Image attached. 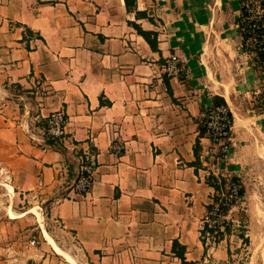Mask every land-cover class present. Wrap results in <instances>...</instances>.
<instances>
[{"label":"crops","instance_id":"1","mask_svg":"<svg viewBox=\"0 0 264 264\" xmlns=\"http://www.w3.org/2000/svg\"><path fill=\"white\" fill-rule=\"evenodd\" d=\"M228 1L135 0L136 9L128 10L124 0H0V157L14 188L38 197L45 218L70 234L89 264H185L172 250L174 239L186 260L208 264L226 259L230 243H238L234 233L216 243L198 230L215 191L208 177L238 175L234 169L241 173L246 162L260 159L258 137L264 142V70L243 50L235 61L237 28L220 30V37L233 68L243 69L242 81L220 85L219 92L210 84L205 27ZM233 1L231 24L239 8ZM133 22L157 32L158 49ZM213 54L218 61L215 48ZM170 55L182 60L185 75H165ZM216 65L210 59L212 70ZM36 85L47 94L27 92ZM241 91L256 105L242 107ZM215 96L236 127L219 165L206 158L209 139L200 125L202 107ZM58 108L67 116L63 141L44 134L45 116ZM116 140L124 145L120 155L112 151ZM86 150L95 160L94 182L79 194L71 183ZM245 180L241 174L246 195ZM38 225L43 237L31 234L24 245L0 233V264H65L61 253L73 258Z\"/></svg>","mask_w":264,"mask_h":264},{"label":"rangeland","instance_id":"2","mask_svg":"<svg viewBox=\"0 0 264 264\" xmlns=\"http://www.w3.org/2000/svg\"><path fill=\"white\" fill-rule=\"evenodd\" d=\"M231 3L232 5H236L233 0H231V2H226L225 7L218 12L216 17L212 14L213 18L212 21L210 20L209 29L205 27L208 38H206L207 49L205 50V62L214 79L210 78L211 87L217 92H219L218 88L221 87L220 85H227L229 89L230 87H235V81H242L241 76L243 69L236 63L233 68L234 58L232 59L229 56L231 53L228 54L225 51H222L223 47H228V45L220 37V30L223 31L229 28V30L232 31V29L236 30L237 28L236 20L240 13V7L237 8L238 11L235 17L233 12V18H236V20L235 24H231V11L233 10ZM191 6L193 9L196 7L193 3H191ZM199 13V11H195V15ZM197 19L199 22H202L201 15H197ZM207 24L208 23H204V26ZM194 29L195 33L199 30L198 27H195ZM236 32H238V30H236ZM232 39L234 43V52L235 55H237L235 61L237 62L241 60V54H243L242 50L244 51V48L240 47L242 42L241 38L238 39L236 36L232 35ZM191 41L196 43L197 35H193V38L191 36ZM213 48L217 50L219 56L218 61L213 54ZM223 53H225V56ZM195 57L197 58L198 56ZM210 59L215 60L217 64L215 67L216 71L212 70ZM194 70L196 74L194 73L195 75L192 76L193 78H197L196 80L200 84L199 78L201 79V77L197 66L194 67ZM232 71L233 74L236 75V80H234ZM221 76L223 78H221ZM201 87L203 92L209 94L210 91L207 90L205 86L202 85ZM238 95L237 98L242 107L249 105V102L256 105L248 93L243 95V91H241ZM236 112H239L238 106ZM243 120L245 121V119ZM258 138L260 141L263 140L261 137ZM259 139H257V144L259 145L258 153L261 157L258 162L255 160H249V162H246V166L243 165L245 169L240 167L243 169L241 173L240 171H237V169H234V173L238 174L236 176H238L240 180L241 174H245L246 180L244 184L247 188V193L245 195L244 192L241 199L231 206L226 213L224 225L228 226L229 230L226 231L224 228L223 234L229 232L238 235V237H235L238 243H230V254L226 259L217 261L216 259L209 258L208 264H264V142H260ZM9 186H12L11 192L9 191ZM34 209L40 214L38 217L36 211H32ZM45 216V205L40 203V200L35 194L19 192L14 188L9 172L5 166V162L0 157V233H2L9 241H20L21 245H24V241H27L31 234H40L43 237L41 228L38 225L40 223L41 226H44V228L53 235L58 242V245H60L59 247L61 250L64 252L68 251L67 253L73 256L72 258L61 253L70 263L89 264L82 250L70 234L62 228L58 222L57 224H54L52 221L47 220ZM220 236H222V234L219 236L218 234H215V236H210L209 238L212 241L216 240L217 243ZM17 242L16 244H19ZM211 245L213 244L210 243V246ZM68 261H64L65 264L69 263Z\"/></svg>","mask_w":264,"mask_h":264},{"label":"built area","instance_id":"3","mask_svg":"<svg viewBox=\"0 0 264 264\" xmlns=\"http://www.w3.org/2000/svg\"><path fill=\"white\" fill-rule=\"evenodd\" d=\"M240 13L237 16L236 26L242 39L240 47L244 52L257 59L259 52H264V0H237ZM166 76H182L186 74V68L176 55L165 58L162 65ZM20 88H16L19 92ZM27 92L36 96H44L48 90L36 85L28 88ZM67 116L62 108L51 110L45 116L44 134L50 138L64 140L66 137ZM200 125L209 139L206 148V158L213 164L223 163L233 140V118L229 107L225 103H209L200 111ZM124 149L123 143L116 140L112 143V151L120 155ZM218 169V168H217ZM95 173V160L90 151H83L78 157V166L73 177L71 188L79 193L86 194L93 185ZM233 174L222 175L216 173L218 179L222 176L226 184L214 191L216 198L212 197L205 213L200 218L198 230L202 237H212L219 231H224V219L226 213L236 202L241 199L239 193L240 183L231 180ZM38 238L33 235L30 243L35 244Z\"/></svg>","mask_w":264,"mask_h":264},{"label":"trees","instance_id":"4","mask_svg":"<svg viewBox=\"0 0 264 264\" xmlns=\"http://www.w3.org/2000/svg\"><path fill=\"white\" fill-rule=\"evenodd\" d=\"M126 8L128 10H132L135 8V0H124ZM136 9V8H135ZM144 14L143 11L136 10V14ZM133 25L136 27L137 31L145 38V40L149 43L152 49H158L157 48V32L155 30H145L140 25L133 22ZM256 65L259 64L262 65L264 70V52H259L257 55V59L255 60ZM225 103L224 99L222 97L215 96L213 103ZM226 104V103H225ZM201 131L204 132L203 128L201 127ZM50 140V139H49ZM53 142V141H52ZM195 153H196V159H198V145L196 143L195 145ZM231 180L237 181L240 183L239 193L241 196L244 194V186L241 180L236 175H232L230 177ZM208 181L215 187V190H218L220 186H224L226 184V179L224 177H220L219 179L215 176H209ZM212 197L216 198V194H213ZM226 231L229 230L228 226H225ZM223 234V231L218 232V236ZM172 250L174 253L180 258L181 262L185 264H195L194 261L186 260V257L184 255V246L178 242L177 239H174L172 242Z\"/></svg>","mask_w":264,"mask_h":264},{"label":"bare ground","instance_id":"5","mask_svg":"<svg viewBox=\"0 0 264 264\" xmlns=\"http://www.w3.org/2000/svg\"><path fill=\"white\" fill-rule=\"evenodd\" d=\"M231 114H232V112H231ZM232 118H233V127L235 128V122H234V117H233V115H232ZM232 146H233V140H232ZM231 149H232V147H231ZM9 188H10V192L12 191V188H11V186H9ZM9 210V209H8ZM32 211H36L35 209L34 210H32ZM9 212H11V211H9ZM36 213H37V217H38V215H40L37 211H36ZM9 214V213H8ZM40 218V217H39ZM38 218V219H39ZM42 220V219H41ZM48 241V240H47ZM51 240H49V242H50ZM53 242V241H52ZM52 242L50 243V244H52ZM52 246H54V250L56 249V251L57 252H60L59 251V249H57V247H55V245H54V243H53V245ZM67 256V255H66ZM73 261V260H72ZM76 264V263H75Z\"/></svg>","mask_w":264,"mask_h":264}]
</instances>
